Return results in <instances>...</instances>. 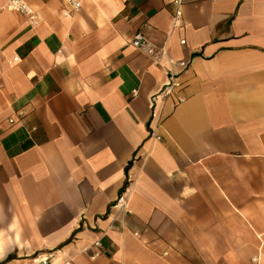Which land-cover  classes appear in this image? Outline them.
Instances as JSON below:
<instances>
[{
	"label": "crops",
	"instance_id": "0c3cea01",
	"mask_svg": "<svg viewBox=\"0 0 264 264\" xmlns=\"http://www.w3.org/2000/svg\"><path fill=\"white\" fill-rule=\"evenodd\" d=\"M5 1L0 262L264 264V0Z\"/></svg>",
	"mask_w": 264,
	"mask_h": 264
},
{
	"label": "built area",
	"instance_id": "2783aa9c",
	"mask_svg": "<svg viewBox=\"0 0 264 264\" xmlns=\"http://www.w3.org/2000/svg\"><path fill=\"white\" fill-rule=\"evenodd\" d=\"M66 4L69 6L70 10L72 12L79 10L81 7L82 0H65ZM174 4L176 5V10L173 14L172 20L173 25L178 26L180 23V17H181V0H175ZM3 8L14 12L21 14L23 16H26L28 21L32 24L36 23L38 21V17L36 15L35 10L30 7V5L26 2V0H6L3 4ZM133 42L134 46L138 48L141 52L145 53L146 55L150 56L152 58V61L154 64L161 65V60L164 56L167 55L166 50L164 46L157 47L153 43L149 42L148 39L140 32H136L133 36ZM181 43H184V40L180 41ZM13 60H16V58H13ZM168 64L165 66V69L167 71V78L162 84L161 88L154 93L150 98V109L152 111V119L156 116V109L159 105L160 107L164 105L166 99L173 94H175L176 91L180 90L182 88V82L180 81L178 72L176 71L177 68H186L187 62L182 60H174L172 58H167ZM133 94H137V90H133ZM183 100V97H176V102H180ZM23 112L19 111L18 113H15V116L22 115ZM15 116H9L7 117L6 121L9 125H13L17 119ZM156 138H159L156 136ZM113 207H117L119 210H123L125 212H128L126 208V201H123L122 196L118 198V200L115 202ZM135 235H138L137 233H134ZM94 248L99 249L101 247V242L99 239L95 240L92 244ZM98 255V252H95L91 255V257H95Z\"/></svg>",
	"mask_w": 264,
	"mask_h": 264
},
{
	"label": "trees",
	"instance_id": "16d2710c",
	"mask_svg": "<svg viewBox=\"0 0 264 264\" xmlns=\"http://www.w3.org/2000/svg\"><path fill=\"white\" fill-rule=\"evenodd\" d=\"M12 258V256L10 255V256H8L4 261H2V262H0V264H3V263H5V262H7V261H9L10 259Z\"/></svg>",
	"mask_w": 264,
	"mask_h": 264
}]
</instances>
